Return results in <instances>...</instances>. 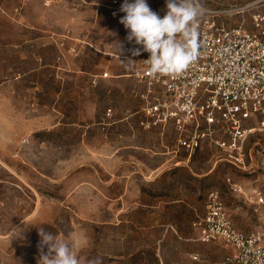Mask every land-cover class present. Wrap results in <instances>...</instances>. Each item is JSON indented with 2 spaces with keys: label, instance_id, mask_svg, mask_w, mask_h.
<instances>
[{
  "label": "rangeland",
  "instance_id": "374dc122",
  "mask_svg": "<svg viewBox=\"0 0 264 264\" xmlns=\"http://www.w3.org/2000/svg\"><path fill=\"white\" fill-rule=\"evenodd\" d=\"M113 1L0 0V264H38L40 227L84 264H221L229 251L192 227L212 191L236 229L261 226L246 196L264 189V133L237 167L180 149L170 125L143 128L147 91ZM147 2L165 14V0ZM201 4L228 25L264 10Z\"/></svg>",
  "mask_w": 264,
  "mask_h": 264
},
{
  "label": "built area",
  "instance_id": "2783aa9c",
  "mask_svg": "<svg viewBox=\"0 0 264 264\" xmlns=\"http://www.w3.org/2000/svg\"><path fill=\"white\" fill-rule=\"evenodd\" d=\"M112 3L124 28L119 22L124 15L121 5L117 0ZM198 30L202 54L180 76L152 77L142 61L148 53H129L136 61L129 76L147 91L142 95L146 105L140 125L145 129L170 125L180 149L193 152L205 145L238 167L246 157L248 138L264 133V10L254 12L249 23L242 19L228 25L216 11L204 9ZM98 77L111 76L104 72ZM254 146L264 153V142ZM246 200L254 216L262 219L253 231L236 229L213 191L203 217L192 223L198 242L217 243L229 251L221 264H264V189L251 187Z\"/></svg>",
  "mask_w": 264,
  "mask_h": 264
},
{
  "label": "clouds",
  "instance_id": "9594fccd",
  "mask_svg": "<svg viewBox=\"0 0 264 264\" xmlns=\"http://www.w3.org/2000/svg\"><path fill=\"white\" fill-rule=\"evenodd\" d=\"M165 14L153 11L147 0H123L119 11L126 40L134 47L132 56L148 53L142 60L147 74L180 76L201 56L203 41L198 30L203 15L201 0H165ZM134 64L136 61L128 59ZM41 255L38 264H84L71 244L58 235L39 228ZM47 248V252L43 249Z\"/></svg>",
  "mask_w": 264,
  "mask_h": 264
},
{
  "label": "bare ground",
  "instance_id": "6f19581e",
  "mask_svg": "<svg viewBox=\"0 0 264 264\" xmlns=\"http://www.w3.org/2000/svg\"><path fill=\"white\" fill-rule=\"evenodd\" d=\"M253 8H254V7H253ZM248 9H249V8H248ZM240 11H242V10H240ZM240 11H239V12H240Z\"/></svg>",
  "mask_w": 264,
  "mask_h": 264
}]
</instances>
